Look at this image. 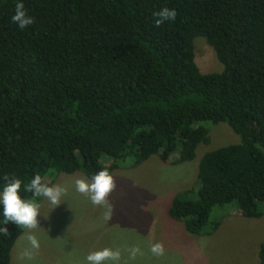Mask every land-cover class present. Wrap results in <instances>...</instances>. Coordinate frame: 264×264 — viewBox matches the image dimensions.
Segmentation results:
<instances>
[{"label": "trees", "instance_id": "obj_1", "mask_svg": "<svg viewBox=\"0 0 264 264\" xmlns=\"http://www.w3.org/2000/svg\"><path fill=\"white\" fill-rule=\"evenodd\" d=\"M16 2L0 0V192L5 175L20 178L30 200L23 188L37 174L80 172L90 181L150 155L191 160L209 141L203 122H223L238 142L205 151L193 196L175 194L166 213L201 236L218 228L214 206L261 217L264 0H22L34 18L23 30L10 19ZM164 7L176 19L157 27L153 13ZM197 36L219 72L199 71ZM0 227L9 232H0V264H9L23 228ZM256 255L264 264V240Z\"/></svg>", "mask_w": 264, "mask_h": 264}, {"label": "rangeland", "instance_id": "obj_2", "mask_svg": "<svg viewBox=\"0 0 264 264\" xmlns=\"http://www.w3.org/2000/svg\"><path fill=\"white\" fill-rule=\"evenodd\" d=\"M192 46L193 59L201 73L221 70L203 38L194 37ZM203 123L208 128L209 141L196 146L191 160L178 162L177 154H173L168 162H161L156 155H150L136 166L120 163L111 170L116 187L108 197L112 205L108 221L104 219L103 206L93 205L75 190L74 181L86 179L83 174L45 176L43 181L49 186L59 184L68 192L52 209L46 198L39 197V227L22 229L9 251V264H88L87 255L105 247L121 250V264H258L256 253L264 240V212L254 219L243 216L234 204L214 206L209 219H218L219 225L206 236L186 233L182 223L166 213L175 194L191 195L197 187L196 165L205 151L238 142L225 123ZM100 163L107 165L109 160L102 156ZM29 231L37 236L40 248L32 259H20L19 254L30 247L25 238ZM156 242L163 243V256L149 251ZM133 246L143 252L135 260L129 259L127 252Z\"/></svg>", "mask_w": 264, "mask_h": 264}, {"label": "clouds", "instance_id": "obj_3", "mask_svg": "<svg viewBox=\"0 0 264 264\" xmlns=\"http://www.w3.org/2000/svg\"><path fill=\"white\" fill-rule=\"evenodd\" d=\"M177 12L174 9L164 7L159 11L153 13L155 18V25L159 27L166 21H174L176 19ZM11 22L15 23L20 29L34 23V18L27 14L22 0H17L14 8V14L11 16ZM6 184L3 187V191L0 192V205L3 206V220L0 223L7 224L8 222H14L20 228L27 230L37 229L38 215L41 213V205L36 202L35 198H46L51 204V209L58 206L62 197L68 192L67 187L59 184L49 186L44 182L42 177L37 174L29 183L24 185L23 190L26 193H31L33 199L26 200L20 195L22 181L17 177L4 176ZM75 190L88 197L91 203L95 206H103L106 211L104 213L105 221H108L112 215V205L109 203L108 197L114 191L116 184L112 175L106 169L99 170L91 180L84 178H77L74 181ZM47 217V216H45ZM0 232L5 236L9 235L6 227H0ZM26 240L29 242L30 247L24 249L20 254V259H32L35 252L39 250L40 243L36 235L31 231L26 235ZM149 251L154 256H163L165 248L162 242H156L150 245ZM129 259L135 260L137 255H143V252L138 246H133L127 249ZM86 260L88 264H121V250L105 247L102 250H96L90 252ZM127 264V261L124 262Z\"/></svg>", "mask_w": 264, "mask_h": 264}]
</instances>
